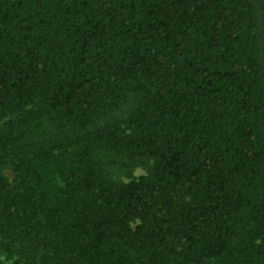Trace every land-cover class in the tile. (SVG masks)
Instances as JSON below:
<instances>
[{"label":"trees","instance_id":"16d2710c","mask_svg":"<svg viewBox=\"0 0 264 264\" xmlns=\"http://www.w3.org/2000/svg\"><path fill=\"white\" fill-rule=\"evenodd\" d=\"M0 264H264V0H0Z\"/></svg>","mask_w":264,"mask_h":264},{"label":"rangeland","instance_id":"374dc122","mask_svg":"<svg viewBox=\"0 0 264 264\" xmlns=\"http://www.w3.org/2000/svg\"><path fill=\"white\" fill-rule=\"evenodd\" d=\"M143 173H145V170L142 169V168H140V167H137V168H135V170H134V174H135V175H140V174H143ZM121 178L124 179V177H121Z\"/></svg>","mask_w":264,"mask_h":264}]
</instances>
